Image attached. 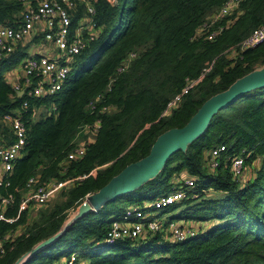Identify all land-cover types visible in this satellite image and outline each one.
Here are the masks:
<instances>
[{
	"label": "trees",
	"instance_id": "1",
	"mask_svg": "<svg viewBox=\"0 0 264 264\" xmlns=\"http://www.w3.org/2000/svg\"><path fill=\"white\" fill-rule=\"evenodd\" d=\"M224 1L92 0L97 37L76 57L65 86L52 96H19L7 81V72L26 56L24 47L0 60V146L14 141L6 124L10 116L20 111L27 126L22 156L6 175L11 185L0 186L1 197L14 196L6 206L0 197V214L18 216L12 223L0 220V233L20 230L6 242L0 264H14L59 232L69 210L148 155L159 135L184 126L207 99L264 66V43L235 56L226 52L264 23V0H244L239 16L216 40L194 38L196 29ZM23 8L20 0H0V21H17ZM130 52L137 56L118 74ZM205 70L204 77L166 114L187 78L197 79ZM112 79L106 103L114 111L102 115V128L86 153L64 165L79 125L97 117L88 103L105 92ZM41 106L50 111L37 120L35 111ZM222 144L227 150L219 156V168L211 171L209 152ZM240 154L244 169L254 165L246 181L235 178L231 170L232 158ZM33 176H38L36 186L53 179L76 180L59 193H65L61 202L32 214L30 209L20 211V203ZM187 177L198 183V197L168 209H181L172 217L176 220L203 222L207 227L203 232L179 243L157 236L97 247L113 218L129 206L169 194ZM214 192L224 195L209 198ZM73 253L79 254L78 260L87 258L88 264H264V87L220 110L208 129L186 150L174 153L155 178L78 218L53 244L23 264H60Z\"/></svg>",
	"mask_w": 264,
	"mask_h": 264
},
{
	"label": "built area",
	"instance_id": "2",
	"mask_svg": "<svg viewBox=\"0 0 264 264\" xmlns=\"http://www.w3.org/2000/svg\"><path fill=\"white\" fill-rule=\"evenodd\" d=\"M23 10L19 19L13 23L0 21V60L14 53L20 47H27L35 43L42 51L32 53L27 50L26 56L18 63L22 75L13 84L14 91L19 95L29 97H46L56 94L65 86L69 74L76 61V57L95 40L98 34L95 21L96 7L92 0H20ZM116 4L117 0H109ZM244 0H225L217 7L210 17L195 31L194 38H203L208 41L216 40L224 30L231 26L240 14L241 4ZM42 39V42H40ZM264 43V23L256 27L237 45L229 51L232 56L250 48H255ZM137 56L130 52L124 62L117 69L118 74L126 71ZM197 79L187 78V84L168 105L165 111L168 114L180 102L182 96L201 80L205 73ZM112 79L105 92L98 94L88 103L90 113L97 114L92 122L80 126L82 133L87 134L78 145L69 151L64 163L82 157L87 148L96 140L102 128V115L111 110L106 103L108 91L112 90ZM20 96V95H19ZM28 105V100L23 106ZM56 109V107H54ZM10 129L14 135L12 143L0 146V186L8 187L11 182L6 175L11 173L15 162L22 156L27 138V126L21 112L12 115ZM227 150L225 144L216 146L209 152L207 166L211 171H216L220 166L219 156ZM231 170L235 178L241 177L244 168V155L232 158ZM76 179H53L47 184L36 186L38 176L31 177L26 185V192L20 203V211L30 208L31 202L44 205L49 202L63 188L71 185ZM181 185L167 195L142 205L129 206L122 215L115 217L109 227L105 238L97 247L112 245L120 240H150L160 236L162 241L179 243L199 235L206 228L203 222L176 220L153 215L152 211L165 210L173 204L180 203L189 197L197 198L199 189L195 178L187 177L181 180ZM191 195V196H190ZM1 197V196H0ZM4 206L13 202V194L1 197ZM17 217L6 218L0 214V220L12 223ZM21 229V227H20ZM22 230V229H21ZM16 232L0 233V255L7 252L6 242L11 241ZM78 253L71 254L63 259L60 264H77Z\"/></svg>",
	"mask_w": 264,
	"mask_h": 264
},
{
	"label": "water",
	"instance_id": "3",
	"mask_svg": "<svg viewBox=\"0 0 264 264\" xmlns=\"http://www.w3.org/2000/svg\"><path fill=\"white\" fill-rule=\"evenodd\" d=\"M264 87V66L237 79L228 89L207 99L190 120L182 127L169 129L159 135L150 152L138 161L127 165L120 173L98 191L89 194L78 206L75 217L51 237L37 243L30 251L20 256L14 264H23L53 244L78 218L97 212L107 203L140 188L155 178L163 169L168 159L200 137L209 127L213 117L222 109L232 105L244 94ZM24 91H20L22 96Z\"/></svg>",
	"mask_w": 264,
	"mask_h": 264
},
{
	"label": "rangeland",
	"instance_id": "4",
	"mask_svg": "<svg viewBox=\"0 0 264 264\" xmlns=\"http://www.w3.org/2000/svg\"><path fill=\"white\" fill-rule=\"evenodd\" d=\"M240 12H241V10H240ZM234 16L237 18L239 16V14H235V15H233V17ZM231 48L227 49L226 52L228 53L231 50ZM228 55L231 56L230 53H228ZM114 109H111L110 111L113 112ZM49 111H50V108L49 107H47V106H41V107H39V108L36 109L34 118L38 120V119L46 116V114ZM81 125L82 124L79 125L78 130H77V133H76L74 139L71 142V145H73V146L78 145L83 139H85L87 137V134L82 133V130L80 129V126ZM252 168H254V165L252 166ZM252 168H250V169L247 168V167L245 169L243 168V171H242V174H241L242 175L241 177H242L243 181H246L249 177H252V175H253V169ZM60 192H58L57 194H59ZM24 194H25V192H24ZM223 195L224 194H222V193H219V192H216L215 193L214 192L211 195H209V198L216 199V198L222 197ZM64 197H65V193L59 194V195H57L56 197H54L53 199H51L48 203H46L44 205H36V204H33V202H31V205H30V207H31L30 213L35 214V213H38L39 211H43V210H47L49 208H52L55 204H57L58 202H61L64 199ZM144 203H146V202H144ZM77 210H78V208L77 209H71V210H69L68 216H67L66 221H65V225H66V223L70 222L75 217V215L77 214ZM180 211H181V209H179V210L178 209L177 210H172V211H170L169 209H165V210L152 211L150 213H152L153 215L162 216L163 218H172V217H176L179 214ZM178 220H181V219H178ZM81 263L88 264L89 261L85 257H80L79 260H78V262H77V264H81Z\"/></svg>",
	"mask_w": 264,
	"mask_h": 264
},
{
	"label": "crops",
	"instance_id": "5",
	"mask_svg": "<svg viewBox=\"0 0 264 264\" xmlns=\"http://www.w3.org/2000/svg\"><path fill=\"white\" fill-rule=\"evenodd\" d=\"M42 42V39L41 41ZM27 47H24L25 48V51H26V54H27V50L32 52V53H38L39 50L42 51L41 47L38 46L37 44L35 43H31L27 45ZM21 48V47H20ZM18 48V49H20ZM22 71H21V67L19 66V64L17 63L15 66H13L6 74V79L7 81L11 84L12 88H13V84L15 81H17L18 77H20L22 75ZM6 124L10 127V120L7 119L6 120ZM31 210V207L29 208ZM83 264V263H81Z\"/></svg>",
	"mask_w": 264,
	"mask_h": 264
}]
</instances>
